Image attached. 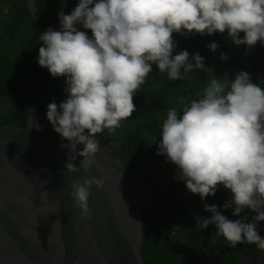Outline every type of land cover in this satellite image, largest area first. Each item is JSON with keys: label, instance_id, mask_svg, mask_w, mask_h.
Masks as SVG:
<instances>
[{"label": "clouds", "instance_id": "clouds-1", "mask_svg": "<svg viewBox=\"0 0 264 264\" xmlns=\"http://www.w3.org/2000/svg\"><path fill=\"white\" fill-rule=\"evenodd\" d=\"M58 18L60 30L50 26L39 37L38 64L53 77L66 78L67 98L59 105L50 102L46 118L68 142L61 148L69 150L65 168L70 173H90L100 151L96 134L105 129L115 134L133 116V98L153 64L169 80H183L184 74L205 68L198 52L191 58L187 50L173 55L174 33L227 31L236 45H264V0H78L69 14L61 11ZM76 25L90 30L91 37ZM208 47L215 51L219 44ZM220 59L229 57L221 52ZM177 102L179 108L170 107L162 122L157 155L177 166L176 178L202 201L215 195L219 185L230 190L232 198L223 208L239 217L229 219L218 205L205 203L212 215L198 216V228L215 226V235L233 250L242 243L264 250L258 225L264 221V89L241 71L231 80L213 77L199 98L186 101L181 96ZM77 155L83 158L79 167ZM104 183L96 176L70 182V195L82 215L91 218L90 190ZM246 209L255 213L251 220L241 215Z\"/></svg>", "mask_w": 264, "mask_h": 264}, {"label": "water", "instance_id": "water-1", "mask_svg": "<svg viewBox=\"0 0 264 264\" xmlns=\"http://www.w3.org/2000/svg\"><path fill=\"white\" fill-rule=\"evenodd\" d=\"M25 5L31 17L60 30L59 20L40 12L34 0ZM212 35L226 45L234 79L244 71L240 50L227 31ZM67 95L55 101L57 105ZM33 103L24 126L0 125V264H144L142 205L153 206L174 230L198 227V222L174 220L180 197L191 193L185 185L176 191L171 205L157 207L167 181L177 179V172L161 174L158 168L146 180L155 164L138 176L112 154L114 145L100 148L90 173L83 169L70 173L65 168L69 150L61 148L68 142L48 132L47 107L42 110L37 101ZM82 159L77 155V167ZM86 176L105 181L103 188L93 185L90 190L91 218L81 214L70 195V182ZM216 230L214 226L203 232L201 241Z\"/></svg>", "mask_w": 264, "mask_h": 264}, {"label": "trees", "instance_id": "trees-1", "mask_svg": "<svg viewBox=\"0 0 264 264\" xmlns=\"http://www.w3.org/2000/svg\"><path fill=\"white\" fill-rule=\"evenodd\" d=\"M77 3L78 0H34V5L40 12L55 20H59L60 9L69 14ZM25 4L26 0H0V125L24 126L32 115L34 100L43 110L50 102L59 100L65 94L66 78L53 77L47 68L38 64V52L43 44L39 40L40 35L50 26L54 30L58 29L40 17H31ZM87 31L91 35V31ZM243 35L241 32V38ZM173 40L176 43L173 55L187 50L191 58V54L198 52L205 58V68L194 69L186 74L181 70L185 79L169 80L167 73H160L153 64L152 72L133 98L136 105L133 116L122 121L115 134H110L107 129L96 134L100 148L114 145L112 154L119 155L124 165L136 175L139 176L150 164H155L148 171L146 180L151 179L158 168L161 174L178 171L177 166L168 162L165 155H157L162 122L170 107L179 108L177 98L183 96L186 101L199 98V94L213 77L233 79L229 51L217 37L174 33ZM211 42L219 44L215 51L208 47ZM237 47L244 71L249 73L253 83L264 89V45L258 41L251 48L244 44ZM221 52L226 53L229 59L221 60ZM48 132L60 136L51 123ZM184 184V181L178 179L168 180L157 207L163 209L169 206L176 191ZM231 198V191L223 185L218 186L215 195H210L203 201L198 194H184L177 204L175 218L195 224L198 216L212 214L203 207L207 203L218 205V210L229 219H238L239 217L232 215L231 208H223V204ZM244 214L249 216V220L255 215L248 209L241 215ZM142 220L141 250L144 264H166L163 256L168 252L167 237L172 226L153 206L142 205ZM261 222L264 221L258 224ZM204 229L176 228V233L168 238L176 246L173 248L180 249L185 256L190 253V247L198 246ZM215 233L205 237L204 245L210 248L212 243L216 244L221 258L223 251H232L233 248ZM150 253L155 257L148 261Z\"/></svg>", "mask_w": 264, "mask_h": 264}, {"label": "flooded vegetation", "instance_id": "flooded-vegetation-1", "mask_svg": "<svg viewBox=\"0 0 264 264\" xmlns=\"http://www.w3.org/2000/svg\"><path fill=\"white\" fill-rule=\"evenodd\" d=\"M174 219H176L175 216ZM258 225L259 234L264 236V222H261ZM213 226L214 225H211L209 228ZM175 233L176 230L171 227L168 237H172ZM168 237L167 243L169 246L166 247L168 252L163 256L166 260V264H190L191 262H193V264H250L249 261L252 258L254 259L253 264H263L264 250H260L255 244L242 243L241 245L234 247V250L232 251H223L220 259L216 255L219 252V248H216V244L214 243L210 245V248L206 246L202 247L201 245L190 247V249H188L190 253L184 256L180 249L173 248L176 246ZM212 254L218 259V263L215 261ZM258 256L263 260H260ZM154 257L155 256L150 253L148 261H151Z\"/></svg>", "mask_w": 264, "mask_h": 264}, {"label": "built area", "instance_id": "built-area-1", "mask_svg": "<svg viewBox=\"0 0 264 264\" xmlns=\"http://www.w3.org/2000/svg\"><path fill=\"white\" fill-rule=\"evenodd\" d=\"M76 27L78 28V30L86 31L88 33L87 29H84L82 27V25H76ZM88 35H89V37H91V35L89 33H88Z\"/></svg>", "mask_w": 264, "mask_h": 264}, {"label": "crops", "instance_id": "crops-1", "mask_svg": "<svg viewBox=\"0 0 264 264\" xmlns=\"http://www.w3.org/2000/svg\"><path fill=\"white\" fill-rule=\"evenodd\" d=\"M179 221H183V220H179ZM197 223V222H196ZM195 223V224H196ZM194 225V224H193ZM198 228V227H197ZM174 229V228H173ZM196 229V228H195ZM203 232V231H202ZM211 235V234H210ZM208 236V235H207ZM206 237V236H205ZM205 237H203V240L205 239ZM201 236H200V239H199V244L198 245H201L202 246V241H201ZM206 240V239H205ZM203 245H204V242H203ZM205 246V245H204ZM203 247V246H202ZM221 259V258H220Z\"/></svg>", "mask_w": 264, "mask_h": 264}, {"label": "rangeland", "instance_id": "rangeland-1", "mask_svg": "<svg viewBox=\"0 0 264 264\" xmlns=\"http://www.w3.org/2000/svg\"><path fill=\"white\" fill-rule=\"evenodd\" d=\"M61 11H63V12H64V10H63V9H60L58 13H60Z\"/></svg>", "mask_w": 264, "mask_h": 264}]
</instances>
